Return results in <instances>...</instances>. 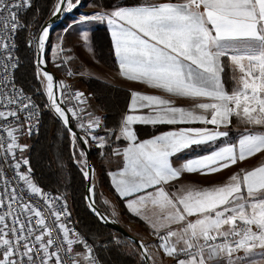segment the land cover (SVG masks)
Masks as SVG:
<instances>
[{
    "label": "snow or ice",
    "instance_id": "1",
    "mask_svg": "<svg viewBox=\"0 0 264 264\" xmlns=\"http://www.w3.org/2000/svg\"><path fill=\"white\" fill-rule=\"evenodd\" d=\"M78 3L79 0H76V4ZM76 4L72 0H60L56 11H71ZM30 6V0H17L15 3L0 0V9L11 10L13 31L10 35H14L22 27L17 19L19 10ZM96 20H107L112 27L115 55L122 76L129 80L141 81L152 88L162 89L176 97L204 98L209 101L196 103L194 109L210 113V118L198 114L195 110L173 106L170 100L158 95L132 93L130 110L147 108L150 114L126 115L119 135L115 132L106 133L109 137L116 135L117 141L125 139L130 142L129 147L124 148L122 152L123 169L116 174L110 173L119 177L114 182L120 197L127 199L143 192L144 195L137 197L139 201L150 200L153 204H158L161 209L169 210L164 217L166 220L183 225L179 232L169 230L166 236L159 237L163 241L161 248L166 255L187 257L178 258L176 264H206L205 248L208 251V260L217 259L226 253L228 264H239L243 260L264 257V165L244 172L242 177L233 174L230 177L231 182L223 186L187 190L186 194L180 196L170 194L164 187L180 178L183 172L209 175L226 169L230 164L237 162V152L240 161L256 153H264V134H245L237 145L222 147L175 168L170 163V157L192 145L214 142L227 136V133L208 128H187L137 143L131 128L135 123H204L219 128L221 125H229L233 115L242 116L247 124L264 126V0L164 2L158 5L118 7L111 13H95L82 17V22ZM4 31H7L6 25ZM48 38L49 27L45 26L38 36V47L42 54ZM83 38L87 40V35ZM3 47L6 51V41ZM222 58H228L241 73L231 93L226 90L222 79L225 70ZM43 77L47 82L46 93L50 105L72 133L75 146L77 134L69 127V117L57 103L52 90L54 77L46 71L43 72ZM233 79L235 80V76ZM4 83L7 85L9 81L5 80ZM82 97L83 93L77 91L74 99L82 102ZM8 103L17 105V109L7 112L0 110V120L15 118L18 123L20 113L32 106L30 100L25 104L19 96L10 99ZM67 111L76 115L72 109ZM31 115L32 113H29L24 118L30 120ZM79 127L86 131L85 136L79 137L85 145L89 139L98 142L97 146L100 148L107 145L105 137L93 135L100 127L99 118ZM18 130H6L11 140L7 150L13 158L17 147L14 131ZM81 154L84 155L83 152ZM114 154L121 155L119 151ZM21 163L27 165L28 161L22 159L12 165L17 172ZM84 168L87 170L83 171V175L90 179L93 170L88 168L86 162ZM19 179L28 182L32 194L51 199L47 194H41V190L29 181L27 174H19ZM149 189L155 191H148ZM5 195L9 209L12 207L11 201L23 200L22 196H16L14 189L10 195L7 192ZM128 203L131 206L135 201L129 200ZM0 206H4L3 197H0ZM21 207L25 212L34 213L41 219L38 225L33 226L30 222L25 224L19 219V210L15 213L6 211L0 214V264H35L37 249L29 246V240L33 236L34 242L44 254L41 264H51L53 258L55 264H65L61 258L62 248L49 251L53 241L46 228L42 234L34 235L39 226L45 225L41 212L29 204L21 203ZM96 214L100 216L98 212ZM53 215L57 221L60 220L58 213L54 212ZM65 215H68L66 211ZM10 216L11 226L8 224ZM193 216L200 218L194 221L188 219ZM100 218L104 219L103 216ZM28 220H31V216ZM238 221L242 222L243 228L238 227ZM223 225L229 226L227 231L222 230ZM253 225L256 231H253ZM58 226L64 236L63 241L59 243H66L68 252H72L75 245H83L87 250V255L76 254L80 259L73 256L72 264L88 261L92 249L86 240L79 237L72 239V229L64 223H59ZM45 235L49 237L47 243L43 241ZM174 237L177 238V244L183 242L182 247L170 243ZM218 239H222L223 243H216ZM20 244L24 245L23 249ZM141 247L144 245L141 244ZM257 248L260 251H256ZM241 251L244 256L234 258V254Z\"/></svg>",
    "mask_w": 264,
    "mask_h": 264
},
{
    "label": "trees",
    "instance_id": "2",
    "mask_svg": "<svg viewBox=\"0 0 264 264\" xmlns=\"http://www.w3.org/2000/svg\"><path fill=\"white\" fill-rule=\"evenodd\" d=\"M57 1L31 0V6L22 15L25 27L20 30L17 37L20 63L16 72V81L25 92L34 96L41 110L39 130L36 134L26 137L27 145L24 149V159L28 161L26 166L29 168L31 183L40 189L63 194L77 234L95 245L102 264H145L134 243L101 223L90 210L85 195L86 179L83 175V168L76 162L80 159L79 142L76 140L74 146L72 134L53 113L50 102L42 91V85L37 78L38 68L35 63V48L32 39L38 35L43 24L54 12ZM74 1L72 0V2ZM87 1L96 8L109 10L125 6L181 0ZM69 19V14H66L51 31L45 46V53L49 51L52 33L62 29ZM91 44L94 56L98 61L111 70L117 69L111 40L104 25L97 26L91 31ZM45 60L48 61L47 57ZM57 69L58 72L62 71L61 67ZM78 90L83 92L86 102H90L101 113V124L95 132L105 137L107 145L104 148L94 147L88 140V148L95 172L94 202L101 210L105 211L101 202L102 194L104 190L112 192L113 189L103 162L112 155L116 148L126 143L122 139L117 141L116 135L121 128L127 109L129 92L97 78L81 79ZM84 116L87 119L86 114ZM71 121L80 132L79 120L71 117ZM163 127L139 125L135 127V130L139 137H145L161 131ZM108 132H115L116 135L109 137L106 135ZM118 202L120 214L125 222L133 223L139 229L144 227L141 220L127 212L121 201ZM128 230L138 234L133 229Z\"/></svg>",
    "mask_w": 264,
    "mask_h": 264
},
{
    "label": "crops",
    "instance_id": "3",
    "mask_svg": "<svg viewBox=\"0 0 264 264\" xmlns=\"http://www.w3.org/2000/svg\"><path fill=\"white\" fill-rule=\"evenodd\" d=\"M164 2H186V0L181 1H164ZM164 2L158 3H149V4H160ZM76 4V1L73 2ZM149 4H141L136 6H125V7H137V6H144ZM114 9L104 10L100 8H96L92 6L89 1L83 0L76 4L75 7L72 8L71 11H67L69 14L70 19L65 24L62 29H58L54 32V37L50 41V48L48 51V57L50 60L59 67H61V72L57 74H63L66 70H73L77 74L75 79V87L77 89L80 86V80L84 78H97L99 80L105 81L113 86L123 88L129 92V100L126 112L123 116V120L126 115H149L150 110L145 109H137L135 111L130 110V105L132 103L133 92H138L143 95H158L164 99H168L172 102L173 106L177 107H184L185 109L195 110L198 114L207 115L210 118V113H205L203 110L194 109V105L199 102H209L204 98H183V97H176L172 94H168L164 92L162 89H156L148 86L147 84L141 81H133L129 80L126 77L121 75L119 69V61L115 55V46L112 38V27L107 23V20H96V21H83L82 17L92 15L95 13H111ZM202 11V9H201ZM100 25H104L108 31L111 44L113 47L114 57L116 60L117 69L111 70L98 61L93 52L92 44H91V31ZM87 35V40L83 37ZM71 57V59H68ZM224 64V72L222 73V79L225 85L226 90L231 93V91L236 87V81H238L241 73L239 68L234 67L231 61L228 58H222ZM247 64V61L244 62ZM235 76V80L233 79ZM81 93H83L81 91ZM84 111L87 117L88 122L94 121L96 118L100 119L101 124V113L90 103L86 102V99H82ZM233 115L230 117V124L225 126L221 125L217 128L214 125H207L204 123H177V124H143V123H135L131 126L132 131L136 135V142L142 143L144 141L150 140L155 138L156 136L163 135L169 132H179L182 129L187 128H208L210 130L226 132L227 136L220 137L216 141L201 145H192L188 149H185L174 156L170 157V163L175 168H180L183 163L187 162L188 160L195 159L202 157L204 155L210 154L212 151L218 150L225 146H234L237 145L239 139L245 134H264V128L262 127H255V130H245L249 126L246 124H242L243 118L237 117ZM122 120V122H123ZM164 126L161 131H158L152 135H148L145 137H139L135 127L136 126ZM122 126V124H121ZM243 128V131L242 129ZM121 130V128H120ZM120 130L118 131L117 135H119ZM93 135L97 137H102V135L94 132ZM124 140L126 143L125 145L118 147L114 150L112 155H110L104 162L103 166L106 169L110 185L113 189L112 192L105 191L102 194L101 202L107 210L113 212L114 216H121L120 214V204L118 201L122 202L123 207L126 209L127 212L132 214L133 216L137 217L141 222L144 224V227L139 229L135 225H131V223L126 222L133 228L137 230L138 234L142 235L141 241H145L144 245L146 251L149 256V260L151 264H176V260L179 259H186L187 257L181 255L180 257H169L166 255L161 248V244L155 238L156 236H166L167 231H180L183 225L170 223L164 217L168 214L169 210L161 209L158 204H153L150 200L141 202L137 199L138 196L144 195L145 193H137L133 196L128 197L127 199L121 198L119 193L115 187V179H119L118 176L110 175L118 173L120 170L123 169L124 160H123V149L129 147L130 142ZM89 142L92 146L98 147L97 143L94 142L92 139H89ZM88 145V144H87ZM81 149V148H80ZM119 151L121 155L114 154L115 152ZM264 165V153H256L251 157H246L245 160L240 161L238 158L237 152V162L235 164H230V166L226 169H221L217 173L209 174V175H202L200 173H187L183 172L181 177L171 181L167 185H165V190L168 191L170 194H176L177 196L186 194L187 190H202L204 188H212V187H219L231 182L230 177L233 174H237L239 176H243V173L246 171H250L255 167H259ZM148 191H155L154 189H149ZM246 195V192H245ZM132 200L135 201L131 206H129L128 201ZM251 211L250 209L248 210ZM200 218L198 216L189 217V220L194 221L195 219ZM124 219V218H123ZM161 225H167V227H161ZM253 231H256L255 226L253 225ZM229 228L228 225H223L222 230L227 231ZM159 233V235H158ZM215 234V233H213ZM177 238H172L170 243L176 244L177 247H182L183 242L181 241L179 244L176 243ZM201 243L203 241L201 240ZM256 251H260L257 248ZM204 256L206 264H228L227 254H221L217 259L208 260V251L207 249L204 250ZM235 256H244V252H239L234 254ZM239 264H264V257H254L252 259L240 261Z\"/></svg>",
    "mask_w": 264,
    "mask_h": 264
},
{
    "label": "built area",
    "instance_id": "4",
    "mask_svg": "<svg viewBox=\"0 0 264 264\" xmlns=\"http://www.w3.org/2000/svg\"><path fill=\"white\" fill-rule=\"evenodd\" d=\"M7 3H15L17 0H6ZM31 2V0H30ZM29 7L23 8L19 10V15L17 17L18 22L22 25V27L14 33V35H10L13 31V25L10 18V9L2 8L0 9V110L5 112L16 110L17 105H9L8 101L10 99H16L17 96L23 101V103L28 104L29 100L31 101V107L28 108L25 112L20 113V120L17 123L15 118H9L8 120H0V197H3L4 206H0V214H3L6 211H11L15 213L17 210L20 211L19 219L28 224L30 222L31 225L36 226L39 223L41 217L35 216L34 213H27L21 207V203L29 204L32 207H35L38 211L41 212L43 219L45 220V225L39 226L34 235H40L47 230V233L50 234L51 239L53 241V246L49 249V251H56L57 248H62L61 258L65 262V264H72L73 256H76L77 259H80V256L76 254H84L87 255V250L83 247V245H75L73 247L72 252L67 251V244H60V241H63L64 236L63 232L59 230V223H64L68 228L72 229V233H70V238L76 239L77 237L85 240L81 236H79L75 230L73 221L71 219L70 211L68 209V204L64 196L60 193H55L51 190H41V194H47L51 199H43L42 195L32 194L31 190L28 188V182L21 181L19 179V174H27L30 180L29 168L21 163L20 169L17 172L13 168V164L16 161L22 160V158L18 157L15 152V157L11 154H8L7 145L11 143L10 138L6 134V130H15L14 136L16 139L17 147L19 142L30 135H34L38 132L41 122V110L40 107L34 98V96L30 93L25 92L22 87L16 81V72L20 63L18 51H17V37L20 32L25 27V22L22 19V15L28 10ZM6 25L7 31H4V26ZM6 41L7 50L3 45ZM59 77V91L62 99V103L64 104L66 110L72 109L76 115H73L72 112H68L71 117L78 119L80 125H87L89 122L85 118L84 108L81 100L74 99L76 92L79 91L74 84L76 79V73L73 70H66L62 75H58ZM7 80L9 83L5 85L4 81ZM66 86V87H65ZM13 89L16 91L14 92ZM83 109V111H80ZM29 113H32L31 119H25ZM29 124L31 125V134L29 135ZM81 136L86 135L85 130H80ZM16 149V148H15ZM13 189L15 190V194L17 197H23V200H13L11 201V209H9L6 205L8 203L7 194H11ZM65 211L68 215H65ZM58 213L60 215V220L57 221L53 215V213ZM31 216V220H28V217ZM12 217L8 218V224L11 226ZM238 227L243 228L244 225L242 222H237ZM131 225H134L131 223ZM18 227V225H17ZM160 237V236H159ZM156 236V240L159 243H163V241ZM48 236H43L44 243H47ZM231 239V238H230ZM87 242V245L92 249L90 254V259L88 261H82V264H102L95 245L91 242ZM216 243H223L222 239H218ZM29 246L33 247L36 250L35 252V264H41V257L44 255L38 248V245L34 242V236L29 240ZM24 245L20 244V248L23 249ZM206 249V248H205ZM243 252V251H241ZM51 264H55V260L51 261Z\"/></svg>",
    "mask_w": 264,
    "mask_h": 264
},
{
    "label": "water",
    "instance_id": "5",
    "mask_svg": "<svg viewBox=\"0 0 264 264\" xmlns=\"http://www.w3.org/2000/svg\"><path fill=\"white\" fill-rule=\"evenodd\" d=\"M59 3H60V1H59ZM66 7H67V4L65 3L64 4V8L66 9ZM56 9H57V7H56ZM56 9L52 13V15L46 20V22L43 24V26L41 27V29H40L37 37L34 39V43H35V63H36V66H37L38 69H41V70L46 71L49 74L53 75L54 80H53V89L52 90H53V93H54V95L56 97L57 103L60 104V106L66 111V115H68V117H69V127L72 129V132H75L77 134V139L76 140L79 142L80 148H81L82 152L84 153V157H85V161L87 163V166H88V168H90V169L93 170L90 179L85 178L86 179V193H85V195H86V199H87V202H88V205H89L90 210L98 218V220L101 223H103L104 225L110 227L111 229L119 232L120 234H122L123 236H125L127 239H129L132 243H134L136 245V247L138 248V250L140 252V255H141L142 260L144 261V263L145 264H151V262L149 260L148 253H147L145 247H141V244L142 243H141L140 239H138L136 236H134L128 229H126L120 223H118V222L114 221L112 218H110L94 202L93 193H92V181H93V178H94V166H93L92 160L90 158L88 145H85L79 139V137H82V136H81L80 132L74 127V125H73V123L71 121V116H70V114L66 110L64 104L61 101V96H60V91H59V77H58V74L54 73L45 64L43 54L40 52L39 47H38V36L41 34L42 28L45 27V26H48L49 27V35H50V33L54 29V27L67 14L66 11H63L62 10L60 12H57ZM47 41H46V43H47ZM45 46H46V44H45ZM41 60H43L44 62L43 63H40ZM51 109H52L53 113L57 116V114L55 113L54 109L52 107H51ZM57 118H58V116H57ZM59 120L63 123V121L61 119H59ZM97 212L100 214V216H103V218H104L103 220H101L100 216H98L96 214Z\"/></svg>",
    "mask_w": 264,
    "mask_h": 264
},
{
    "label": "rangeland",
    "instance_id": "6",
    "mask_svg": "<svg viewBox=\"0 0 264 264\" xmlns=\"http://www.w3.org/2000/svg\"><path fill=\"white\" fill-rule=\"evenodd\" d=\"M59 1L60 0H58L57 1V3H56V7H57V5H58V3H59ZM76 1V0H75ZM80 1H83V0H80ZM56 7H55V9H56ZM67 8V7H66ZM67 12V11H66ZM37 37V36H36ZM35 37V38H36ZM54 37V32L52 33V35H51V39ZM35 38H33L32 39V43H33V46H34V48H35V43H34V39ZM51 39H50V41H51ZM43 57H44V61H45V64L54 72V73H59L58 72V66H56L51 60H50V58L48 57V51L45 53V51H44V53H43ZM47 57V59H48V61H46L45 60V58ZM238 68V67H237ZM43 70H41V69H37V78H38V80L40 81V83H41V85H42V91L44 92V94L47 96V93H46V80L44 79V77H43ZM58 75H62L61 73L60 74H58ZM76 76H77V74H76ZM74 83H75V81H74ZM77 88V87H76ZM80 92V91H79ZM61 101H62V99H61ZM50 102V101H49ZM63 102V101H62ZM236 118V120H238V118L237 117H235ZM238 122H240V120H238ZM246 124L247 126H249L248 128H246V129H244V131L245 130H255V128H253V127H250V126H255V127H262V128H264V126H261V125H251V124H247V123H245V121L243 120V122H242V124ZM242 129V131H243V128H241ZM26 145H27V138H25V139H23V140H21L20 142H19V145H18V147H16V149H15V152H16V154H17V156L20 158H22V159H24V149L26 148ZM21 149H23L22 151H21ZM82 153V150L80 149L79 150V155H80V159L79 160H76V162L79 164V165H81V167L83 168V171L84 170H86L85 168H84V164H85V157H84V155H82L81 154ZM94 174H95V172H94ZM93 183H94V178H93V181H92V193H93ZM101 189V188H100ZM63 195V194H62ZM65 198V197H64ZM93 198H94V196H93ZM104 211V210H103ZM110 218H112L114 221H116V222H118V223H120L122 226H124L126 229H133V228H131V226L129 225V224H127L126 222H125V220L123 219V217H121V216H114V214H113V212L112 211H110V210H107L106 208H105V211H104ZM134 230V229H133ZM134 231H136L137 232V230H134ZM134 236H136L138 239H142L141 237H142V235L141 234H135V233H132ZM141 241V240H140ZM96 242H98V241H96ZM141 243L144 245V243H145V241H141ZM144 247H145V245H144ZM146 249V248H145Z\"/></svg>",
    "mask_w": 264,
    "mask_h": 264
}]
</instances>
